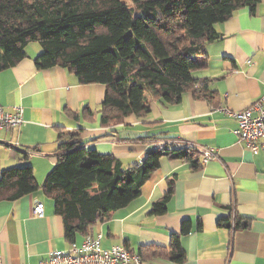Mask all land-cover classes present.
<instances>
[{
    "label": "crops",
    "instance_id": "1",
    "mask_svg": "<svg viewBox=\"0 0 264 264\" xmlns=\"http://www.w3.org/2000/svg\"><path fill=\"white\" fill-rule=\"evenodd\" d=\"M214 32L219 39L203 48L205 69L192 75L206 81L211 104L190 93L176 105L149 97L145 117L130 116L109 127L100 125L97 113L105 86L81 85L61 67L37 69L33 60L42 51L37 43L25 48L19 63L0 70V107L8 112L21 108L24 120L19 128L0 131V174L28 166L41 185L68 140L59 134L78 133L74 139L86 143L85 149L115 158L125 168L140 166L152 144L164 142H169L167 151L175 145L196 151L200 161L194 169L185 161L162 158L138 199L73 243L65 240L62 219L41 191L0 201V264H37L50 252L66 251L99 234L103 249L122 246L142 264H264V155L249 152L233 134L236 122L218 111L246 110L264 92V0L253 11H235ZM204 149L213 150L215 158L204 163ZM169 182L166 211L153 215L152 206L167 193ZM39 204L42 214L34 216ZM228 218L229 229L220 225ZM234 220L246 228L235 231ZM184 222L190 231L181 235ZM172 236L179 237L182 263L171 261Z\"/></svg>",
    "mask_w": 264,
    "mask_h": 264
},
{
    "label": "trees",
    "instance_id": "2",
    "mask_svg": "<svg viewBox=\"0 0 264 264\" xmlns=\"http://www.w3.org/2000/svg\"><path fill=\"white\" fill-rule=\"evenodd\" d=\"M260 0H0V70L26 57L31 43L41 47L33 60L39 70L61 67L79 84L106 88L98 114L109 127L125 118L145 117L149 97L165 105L178 104L184 94L212 103L206 81L192 79L205 69L203 48L219 39L214 26L242 8L254 10ZM76 119V117H73ZM68 136L57 162L39 185L31 167L9 168L0 174V201H16L41 191L63 222L64 238L73 243L87 237L98 223L124 209L141 196V188L162 158L185 161L199 168L196 151L171 148L149 151L140 166L125 168L119 160L103 156L79 134ZM172 194V182L164 197L152 206L163 215ZM220 225L229 229L230 219ZM234 220V230L246 228ZM184 222L181 235L188 234ZM102 240V239H101ZM155 251H163L156 246ZM171 261L182 263L178 236L169 245Z\"/></svg>",
    "mask_w": 264,
    "mask_h": 264
},
{
    "label": "built area",
    "instance_id": "3",
    "mask_svg": "<svg viewBox=\"0 0 264 264\" xmlns=\"http://www.w3.org/2000/svg\"><path fill=\"white\" fill-rule=\"evenodd\" d=\"M229 118L233 119L237 128L234 136L244 144L253 155H264V92L255 100L248 109L232 112L226 108H219ZM24 123L21 108H13L10 112L0 107V131L9 132L19 128ZM167 143V144H166ZM163 144L154 143L150 151L160 152L170 147L169 142ZM177 150L187 149L183 145L172 147ZM215 158L213 150H203V162ZM34 216H41L42 205L34 208ZM102 236L86 238L80 245L70 244L66 251L50 252L46 259L37 264H142L139 257L132 255L122 246H114L109 249L101 247Z\"/></svg>",
    "mask_w": 264,
    "mask_h": 264
}]
</instances>
